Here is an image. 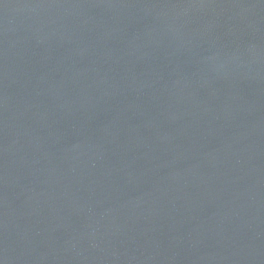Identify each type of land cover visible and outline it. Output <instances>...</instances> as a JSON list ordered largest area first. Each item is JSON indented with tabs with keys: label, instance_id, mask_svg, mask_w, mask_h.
Here are the masks:
<instances>
[{
	"label": "water",
	"instance_id": "obj_1",
	"mask_svg": "<svg viewBox=\"0 0 264 264\" xmlns=\"http://www.w3.org/2000/svg\"><path fill=\"white\" fill-rule=\"evenodd\" d=\"M0 264H264V0H0Z\"/></svg>",
	"mask_w": 264,
	"mask_h": 264
}]
</instances>
